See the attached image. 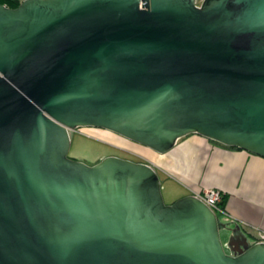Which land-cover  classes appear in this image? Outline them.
Segmentation results:
<instances>
[{"label": "water", "instance_id": "95a60500", "mask_svg": "<svg viewBox=\"0 0 264 264\" xmlns=\"http://www.w3.org/2000/svg\"><path fill=\"white\" fill-rule=\"evenodd\" d=\"M80 127L264 158V0L0 4V264H264L194 195L165 204L149 164L68 157Z\"/></svg>", "mask_w": 264, "mask_h": 264}, {"label": "crops", "instance_id": "0c3cea01", "mask_svg": "<svg viewBox=\"0 0 264 264\" xmlns=\"http://www.w3.org/2000/svg\"><path fill=\"white\" fill-rule=\"evenodd\" d=\"M19 2L22 0H18ZM145 148V147H144ZM144 159L161 181L179 186L177 197L204 188L218 189L223 199L222 223L236 224L249 242L264 235V158L242 149L224 147L197 135L175 141L164 153L144 149ZM220 221V220H219ZM224 242L228 232L222 229ZM235 242L242 236L235 233Z\"/></svg>", "mask_w": 264, "mask_h": 264}, {"label": "rangeland", "instance_id": "374dc122", "mask_svg": "<svg viewBox=\"0 0 264 264\" xmlns=\"http://www.w3.org/2000/svg\"><path fill=\"white\" fill-rule=\"evenodd\" d=\"M144 149V147L113 132L99 128L80 127L69 132L67 156L88 165L94 164L105 156H116L139 161L144 159ZM159 182L160 193L165 204H169L179 198L177 196L180 191L177 184L170 181L159 180ZM216 217L220 221L223 218L220 213H216ZM224 234L226 232L219 230V237L222 242H224ZM228 234L226 235V240ZM225 252H227L226 248Z\"/></svg>", "mask_w": 264, "mask_h": 264}, {"label": "built area", "instance_id": "2783aa9c", "mask_svg": "<svg viewBox=\"0 0 264 264\" xmlns=\"http://www.w3.org/2000/svg\"><path fill=\"white\" fill-rule=\"evenodd\" d=\"M193 195L201 200L215 215L216 213H223V208L219 205L222 194L218 189L204 188ZM260 241H264V235Z\"/></svg>", "mask_w": 264, "mask_h": 264}, {"label": "trees", "instance_id": "16d2710c", "mask_svg": "<svg viewBox=\"0 0 264 264\" xmlns=\"http://www.w3.org/2000/svg\"><path fill=\"white\" fill-rule=\"evenodd\" d=\"M0 4L5 5L6 7H9V8H14V7H16L19 4V1L18 0H0ZM209 141H211V142H213L215 144L221 145V144L216 143V142H214L212 140H209ZM221 146H224V145H221ZM224 147H229V146H224ZM229 148L239 149V148H236V147H229ZM138 162H142V161L139 160ZM223 199H224V195L221 196V201L219 203L220 207H222V205H223Z\"/></svg>", "mask_w": 264, "mask_h": 264}, {"label": "bare ground", "instance_id": "6f19581e", "mask_svg": "<svg viewBox=\"0 0 264 264\" xmlns=\"http://www.w3.org/2000/svg\"><path fill=\"white\" fill-rule=\"evenodd\" d=\"M141 146V145H140ZM143 147V146H142Z\"/></svg>", "mask_w": 264, "mask_h": 264}]
</instances>
